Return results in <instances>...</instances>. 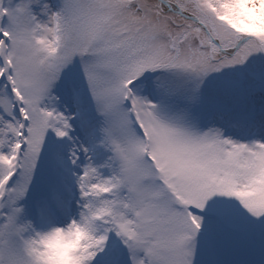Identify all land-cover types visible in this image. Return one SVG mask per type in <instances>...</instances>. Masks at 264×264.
Here are the masks:
<instances>
[{
  "label": "snow or ice",
  "instance_id": "obj_1",
  "mask_svg": "<svg viewBox=\"0 0 264 264\" xmlns=\"http://www.w3.org/2000/svg\"><path fill=\"white\" fill-rule=\"evenodd\" d=\"M0 264H264V0H0Z\"/></svg>",
  "mask_w": 264,
  "mask_h": 264
}]
</instances>
